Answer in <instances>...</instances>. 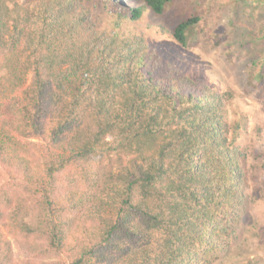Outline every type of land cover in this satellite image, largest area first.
<instances>
[{
    "label": "trees",
    "instance_id": "16d2710c",
    "mask_svg": "<svg viewBox=\"0 0 264 264\" xmlns=\"http://www.w3.org/2000/svg\"><path fill=\"white\" fill-rule=\"evenodd\" d=\"M91 1L0 0V264H212L249 202L224 95Z\"/></svg>",
    "mask_w": 264,
    "mask_h": 264
},
{
    "label": "rangeland",
    "instance_id": "374dc122",
    "mask_svg": "<svg viewBox=\"0 0 264 264\" xmlns=\"http://www.w3.org/2000/svg\"><path fill=\"white\" fill-rule=\"evenodd\" d=\"M105 1L104 8L91 9L98 28L122 35L141 32L157 52V67L164 65L177 77L188 75L224 95L231 134L237 125L234 145L243 152L240 167L249 202L233 240L212 264H264V18L259 16L264 0H176L166 3L161 15L145 10L137 20L130 19L127 9L140 7L143 0ZM188 14L198 21L187 45L180 46L171 31Z\"/></svg>",
    "mask_w": 264,
    "mask_h": 264
},
{
    "label": "clouds",
    "instance_id": "9594fccd",
    "mask_svg": "<svg viewBox=\"0 0 264 264\" xmlns=\"http://www.w3.org/2000/svg\"><path fill=\"white\" fill-rule=\"evenodd\" d=\"M123 1H125V0H123Z\"/></svg>",
    "mask_w": 264,
    "mask_h": 264
}]
</instances>
